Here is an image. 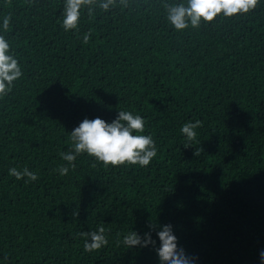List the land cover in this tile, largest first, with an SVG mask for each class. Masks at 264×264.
I'll return each instance as SVG.
<instances>
[{
  "label": "trees",
  "instance_id": "1",
  "mask_svg": "<svg viewBox=\"0 0 264 264\" xmlns=\"http://www.w3.org/2000/svg\"><path fill=\"white\" fill-rule=\"evenodd\" d=\"M63 2L0 0L23 72L0 98V264H158L153 247L123 243L149 223L171 224L196 264H260L264 0L184 31L166 21L172 0H114L108 11L93 0L66 32ZM119 110L144 118L150 164L82 153L61 175L71 130ZM197 120L186 139L181 126ZM13 167L37 179H16ZM98 229L107 243L86 251Z\"/></svg>",
  "mask_w": 264,
  "mask_h": 264
},
{
  "label": "clouds",
  "instance_id": "2",
  "mask_svg": "<svg viewBox=\"0 0 264 264\" xmlns=\"http://www.w3.org/2000/svg\"><path fill=\"white\" fill-rule=\"evenodd\" d=\"M257 2L258 0H172L164 6V15L174 31H184L189 27L197 28L202 22H210L218 15L235 17L246 14L256 7ZM98 3L101 9L108 11L114 0H98ZM94 7L93 0H64L61 10V26L64 31L78 32L81 11L87 8L91 12ZM9 25L10 17L0 18V98L9 94L14 82L23 75L22 67L12 54L10 43L3 34ZM88 40L89 35H84L83 42L87 43ZM199 124L198 120L186 121L180 131L186 139L193 140ZM144 131V118L131 111L119 110L110 121L101 117L84 118L70 132L73 150L61 153V158L68 163L60 166L59 173L66 174L68 168L74 166L76 156L82 153L105 165L138 164L146 167L156 156L157 149L151 134H143ZM9 174L16 179L25 176L31 180L37 179L36 174L27 168L23 171H18L15 167L10 168ZM148 229L149 231L142 235L132 230L123 237V243L128 247H153L158 264H196L195 258L178 244L171 224L149 223ZM153 231L156 233V239H153ZM87 235L89 239L85 242L86 251L98 249L107 243L103 229L89 232ZM259 261L264 264V249L259 252Z\"/></svg>",
  "mask_w": 264,
  "mask_h": 264
}]
</instances>
